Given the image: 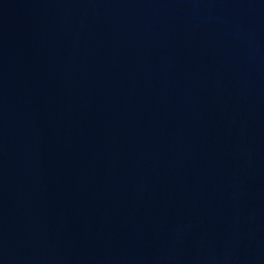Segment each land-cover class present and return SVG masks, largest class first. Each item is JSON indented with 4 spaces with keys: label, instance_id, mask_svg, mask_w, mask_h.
Segmentation results:
<instances>
[{
    "label": "water",
    "instance_id": "95a60500",
    "mask_svg": "<svg viewBox=\"0 0 264 264\" xmlns=\"http://www.w3.org/2000/svg\"><path fill=\"white\" fill-rule=\"evenodd\" d=\"M0 264H264V0H0Z\"/></svg>",
    "mask_w": 264,
    "mask_h": 264
}]
</instances>
